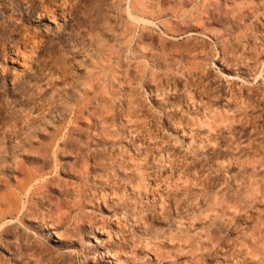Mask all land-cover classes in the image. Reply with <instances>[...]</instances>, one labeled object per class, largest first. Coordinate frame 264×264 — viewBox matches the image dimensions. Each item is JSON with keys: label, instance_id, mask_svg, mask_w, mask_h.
I'll use <instances>...</instances> for the list:
<instances>
[{"label": "rangeland", "instance_id": "1", "mask_svg": "<svg viewBox=\"0 0 264 264\" xmlns=\"http://www.w3.org/2000/svg\"><path fill=\"white\" fill-rule=\"evenodd\" d=\"M33 1L0 0V264H264V0Z\"/></svg>", "mask_w": 264, "mask_h": 264}, {"label": "bare ground", "instance_id": "2", "mask_svg": "<svg viewBox=\"0 0 264 264\" xmlns=\"http://www.w3.org/2000/svg\"><path fill=\"white\" fill-rule=\"evenodd\" d=\"M37 1H42V3H45L47 0H34L33 1V3L32 4H30L29 6H28V8H27V13L28 14H30V13H32L34 10H35V3L37 2ZM67 1V0H66ZM29 2V1H28ZM61 4L60 5H65L64 3H63V1L61 0ZM67 4H68V2H67ZM67 4L65 5L66 7L65 8H67ZM52 5V4H51ZM58 5V4H57ZM69 7H70V5H68ZM7 7V6H6ZM51 7H53V6H51ZM63 7V6H62ZM4 8H5V6H4ZM64 8V7H63ZM128 8H129V6H128ZM54 9V8H53ZM48 10L46 7H44L43 6V9L41 10V11H37V14H38V18L39 19H43L44 17H46V16H50V17H52V18H54V20H55V12H56V10ZM56 9V8H55ZM59 10V9H58ZM60 10H62V9H60ZM70 10V9H69ZM129 10V9H128ZM26 13V12H25ZM64 13V12H63ZM130 13V15L132 16V14H131V12H129ZM12 14V13H11ZM14 15V14H13ZM64 16V15H63ZM11 17V16H10ZM49 17V18H50ZM137 18V17H136ZM135 19V18H134ZM4 20V19H3ZM15 20V19H14ZM2 21V20H1ZM17 22V24L19 23L18 21H16ZM4 23V22H3ZM20 33V32H19ZM27 35H29V34H27ZM30 36V35H29ZM24 37H25V35H24ZM22 38V37H21ZM37 38H38V36H37ZM14 39V38H13ZM23 39V38H22ZM28 39V38H27ZM26 39V40H27ZM33 39V38H32ZM21 40V39H20ZM20 40H19V42H20ZM24 40H25V38H24ZM30 40V39H29ZM40 40V39H39ZM27 42H32V41H27ZM35 42V41H34ZM36 42H37V40H36ZM35 42V43H36ZM39 42V41H38ZM37 42V43H38ZM26 42L24 41V43L23 44H25ZM39 43H41V42H39ZM39 43H38V46H36V44H33V45H35V47L34 48H31L32 49V51L30 50V49H28V50H30L31 52H30V54L28 55L24 50H22L20 47H22V46H20L19 45V47H17V49H16V51L14 50V52L15 53H20V55H22V59H23V70L24 71H28V69H30V67H31V65H30V63L31 62H33V60H34V58H36L35 57V55H37L36 54V52H35V50L37 51V47H39ZM43 43V42H42ZM41 43V44H42ZM22 44V45H23ZM29 44V46L31 45L30 43H28ZM17 45V44H16ZM27 44H25V46H26ZM33 45H31V47H33ZM25 46H23V48L25 49V50H27L26 48L28 47V45H27V47H25ZM15 47V48H16ZM27 50V51H28ZM39 50V49H38ZM13 76H12V78H16V77H20V75H22V74H16L15 75V73H13L12 74ZM12 84H14V83H12Z\"/></svg>", "mask_w": 264, "mask_h": 264}]
</instances>
